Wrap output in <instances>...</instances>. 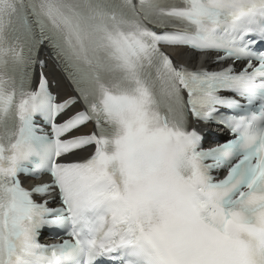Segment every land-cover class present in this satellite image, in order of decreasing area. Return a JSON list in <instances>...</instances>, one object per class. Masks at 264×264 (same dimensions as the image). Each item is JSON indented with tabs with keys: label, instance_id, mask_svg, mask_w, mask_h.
<instances>
[{
	"label": "snow or ice",
	"instance_id": "1",
	"mask_svg": "<svg viewBox=\"0 0 264 264\" xmlns=\"http://www.w3.org/2000/svg\"><path fill=\"white\" fill-rule=\"evenodd\" d=\"M0 264H264V0H0Z\"/></svg>",
	"mask_w": 264,
	"mask_h": 264
},
{
	"label": "bare ground",
	"instance_id": "2",
	"mask_svg": "<svg viewBox=\"0 0 264 264\" xmlns=\"http://www.w3.org/2000/svg\"><path fill=\"white\" fill-rule=\"evenodd\" d=\"M173 54L180 57L181 58L180 61L190 59L191 64L192 62H200L203 60V56L193 55V54L184 52L182 50H174ZM47 73H48L49 79L56 83L55 92L58 95V97L64 98L68 95H72V93L70 92L66 84L64 83L61 76L54 70V68H52V65L48 61H47Z\"/></svg>",
	"mask_w": 264,
	"mask_h": 264
}]
</instances>
